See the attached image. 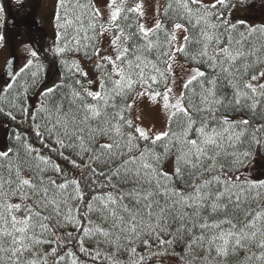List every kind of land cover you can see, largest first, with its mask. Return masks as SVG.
<instances>
[{"label": "snow or ice", "instance_id": "obj_1", "mask_svg": "<svg viewBox=\"0 0 264 264\" xmlns=\"http://www.w3.org/2000/svg\"><path fill=\"white\" fill-rule=\"evenodd\" d=\"M243 3L166 0L147 27L144 0H107L106 19L94 0H58L60 82L25 103L36 63L8 99L38 60L26 46L0 88V114L29 124L0 147V264H264V25L229 19ZM142 97L163 130L134 114Z\"/></svg>", "mask_w": 264, "mask_h": 264}, {"label": "rangeland", "instance_id": "obj_2", "mask_svg": "<svg viewBox=\"0 0 264 264\" xmlns=\"http://www.w3.org/2000/svg\"><path fill=\"white\" fill-rule=\"evenodd\" d=\"M3 1V3L1 2ZM165 0H144V10H145V16L142 18L143 23H145V25L147 27H152V25L155 23L156 18H157V14H156V5L157 3H159L161 6L163 5ZM96 6L98 8H100L103 17L106 19L107 18V9L105 7V5L107 4V0H94ZM206 2H211V0H206ZM255 2L253 0H246L245 3H243L242 5H238L235 9H233L231 11V14L229 16V19H231L232 22H237V21H245L249 24H254V23H261L264 24V21L261 20L262 17L261 16H254L251 13L253 12V10L249 9V4ZM0 3L3 5L5 3V0H0ZM56 3H58V0H46L45 4L48 5L46 12L43 13L42 15V21H43V25L45 28V34H41V35H37V34H32L27 36L28 37V41H31V39L37 38L40 42H42V47L45 45V47H43V51H45L44 55L46 56V64L49 63V59L47 58L49 53H50V48L53 45L52 41H53V36L55 33V27H54V23H55V17H54V12L56 9ZM256 3L258 4H264V0H258ZM45 11V10H43ZM14 13V12H13ZM3 15L5 16V11L3 10ZM4 18V17H3ZM5 22L3 23L5 24H9L10 26H12L13 29L16 28H21L22 24L24 23V21L22 20H17L15 18L14 15H7L4 18ZM25 21L30 25V26H34L36 27V21L33 19V17L31 15H29ZM5 29L2 30V33H5ZM180 38L182 39L183 33H180ZM44 40H40L39 38H43ZM26 40V37H24ZM110 40L111 37L107 34H105V36L102 38L101 41V45L100 47L103 50H108L110 51ZM26 41V42H28ZM5 42L2 41L0 42V67L1 64L4 62L5 60V56H6V44H4ZM29 47L32 48V50L36 51L37 54H39V50L38 48L34 47L33 45L28 44ZM27 45V46H28ZM16 53L20 56L21 54H24L26 56L28 55L27 52V47L23 46L21 44V42H19L18 46L16 47ZM101 54H104V52L102 51ZM18 55H16V58L13 62V66H15V62H19L20 61V57H17ZM31 58V57H29ZM27 58V60L29 59ZM80 60V64L81 67L83 68V70L87 73L92 72L93 74H95L97 76V74L94 72V66L95 64L93 63V61L90 60H85L83 58H81V56L79 55L77 57ZM180 63L183 64V61L179 58ZM25 62V61H24ZM50 66V64H49ZM191 67V66H189ZM15 71V68H14ZM13 71V72H14ZM176 72L177 75L179 76L181 74V69L179 67L176 68ZM1 73V72H0ZM9 73V69H3L2 74L0 75L1 78H5ZM49 77L47 78V80L44 82L43 85H41L39 88L40 90H43L44 87H51L55 82H57L59 80V76L57 75V72L55 75H53L52 73H49ZM97 78V77H96ZM185 78H186V73H185ZM178 83H180V81H178ZM0 88H3V84L0 82ZM178 91V89H177ZM139 113L140 115L143 116V120H142V125L145 127H151L154 128V130H163L164 126H165V121H166V117L163 114L162 111L159 110L157 105H153L148 99L147 97H142L140 98L137 103H136V108H135V113ZM7 129L4 125H0V147H3L5 145L4 143V137L6 135Z\"/></svg>", "mask_w": 264, "mask_h": 264}, {"label": "trees", "instance_id": "obj_3", "mask_svg": "<svg viewBox=\"0 0 264 264\" xmlns=\"http://www.w3.org/2000/svg\"><path fill=\"white\" fill-rule=\"evenodd\" d=\"M46 1V0H45ZM246 1V0H245ZM255 2H252L249 4V9L253 10V12L251 13L252 15L254 16H261L262 19L264 21V4H258L256 3L258 0H253ZM3 3V1H1ZM131 2V0H130ZM166 3V0L164 1L163 5ZM162 5V6H163ZM3 10H4V4L2 5L0 3V36H3L4 39H5V43L6 44V56L5 58H7L9 56V46H10V43L12 41L14 42H21L23 39L25 40L24 37H26V40L24 41V45H33L34 47L38 48L39 50V54H38V60L37 61H34V65H33V68L26 71L21 77H19V83L15 84L11 93L9 94L8 96V99L11 100L13 96L16 95L17 91H22L21 89V85H23L25 83V81H29L30 82V78H31V71H34L36 70V63H39L41 65H43V71L40 73V77H39V80H40V83L37 85V87L35 88H32L29 93H28V99L25 100V103H34L35 102V99H36V96H35V93H37L38 91H41L40 90V86L44 84V82L47 80V78L50 76L49 73L55 75L56 72H57V75L59 76V72L61 70L60 68V64L58 63V58H57V62H53V52L50 51L49 55H48V61L49 63L46 64V56L44 55L45 51H43V47H45V45L42 47V42H40L37 38H32L31 41H28V37L25 35V36H19L18 38H16L19 33H21V29L22 28H16V29H13L12 26H10L9 24H3L5 22L4 20V15H3ZM56 11H57V3H56V9H55V12H54V17L56 15ZM62 14V13H61ZM170 23L169 22V27H170ZM233 23H236V22H233ZM259 25H264V24H261V23H254V24H249L247 22L244 21V26L241 28V30H243L244 28L248 27V26H259ZM54 27H55V33H54V36L52 37L53 38V41L52 43L55 41L56 39V34H57V27H56V20H55V23H54ZM5 29L7 31V34L6 33H2V30ZM45 34V33H44ZM46 35V34H45ZM69 35H71V29H69ZM41 41L44 40V37L43 38H39ZM11 41V42H10ZM28 41V42H26ZM9 42V43H8ZM7 43H8V46H7ZM29 46V45H28ZM43 49V50H42ZM81 58L85 59V60H88L86 58H84L82 56V54L80 55ZM26 60L25 62L21 63L22 59H20V61L18 62H15V72H17L21 67H23L26 62H27V58H29L30 56H23ZM31 59V58H29ZM180 59L183 61L184 63V60L182 57H180ZM6 61V59H5ZM4 61V62H5ZM50 64V66H49ZM4 66V64H3ZM191 66V65H189ZM94 72L97 74L98 76V70L96 69V67L94 66ZM95 74H93L92 72L88 73V79H91L93 80V83L91 85H87V82L85 81V84L86 86H89L90 88H92L93 90H96L97 87H98V79L96 78L97 77ZM12 77L9 78V81L6 82V79L4 78H1L0 77V82L3 84V86L6 84V83H9V82H12ZM60 80H58L57 82L55 83H59ZM225 91H228L230 92V89H225ZM14 112V114L17 116V119L16 121H12L10 120L9 118H7L6 116H4L3 114H0V125H4L7 129V132H6V135L4 137V143L5 145H9V146H13L15 147V140H14V135L17 133V132H21V133H27L29 131V124L26 122L24 124H21L20 123V120H21V116L19 114V112L17 110H12ZM30 142L34 143L35 146L39 147V143L38 141H36L35 137L34 136H31L30 137ZM44 154H48L47 152H45ZM52 155V158L54 160H56L58 163H63V161H61L58 157H56V155L53 153L51 154ZM253 170H254V174L257 175V176H261V178H264V157L262 156H257L255 158V160L253 161ZM78 175V173H76ZM75 250V249H73ZM107 250V249H105ZM180 249H177V251H179ZM255 250V249H254ZM138 251H142L141 249H138ZM79 255V253H78ZM83 259V257H81ZM121 260H124V261H127L128 259V256L127 254H123L119 257ZM97 264H99V261H97Z\"/></svg>", "mask_w": 264, "mask_h": 264}, {"label": "flooded vegetation", "instance_id": "obj_4", "mask_svg": "<svg viewBox=\"0 0 264 264\" xmlns=\"http://www.w3.org/2000/svg\"><path fill=\"white\" fill-rule=\"evenodd\" d=\"M45 2H46L45 0H5V3H4L5 16H4V18L7 15H14L17 20L24 21V23L22 24V27H21L22 28L20 31L21 33H19V35L16 38H18L19 36H21V37L25 36V35L29 36L32 34L41 35V34L45 33V28H44L43 21H42V15L44 12H46V9L48 6L45 4ZM43 10H45V11H43ZM29 15H31L33 17V19L36 21V27L30 26L25 21V19ZM7 31H5L6 34H7ZM3 40L5 41V39H3ZM24 41H25L24 39L21 41V44L23 46H25ZM12 42L15 44V47H17L19 44V42H17V43L14 41H12ZM8 43H7V46H8ZM23 56H25V55L21 54L20 56L19 55L17 56V57H20V59L23 58L21 63H23L26 60ZM3 64H4V62L1 64V67H0V72H1L0 75L2 74V71H3ZM4 79H6V78H4Z\"/></svg>", "mask_w": 264, "mask_h": 264}, {"label": "water", "instance_id": "obj_5", "mask_svg": "<svg viewBox=\"0 0 264 264\" xmlns=\"http://www.w3.org/2000/svg\"><path fill=\"white\" fill-rule=\"evenodd\" d=\"M15 45L13 43H10L9 46V56L5 62L4 68L5 69H9V73L7 75L8 78L13 76V71H14V66H13V62L16 58V51H15ZM8 81V80H7Z\"/></svg>", "mask_w": 264, "mask_h": 264}]
</instances>
